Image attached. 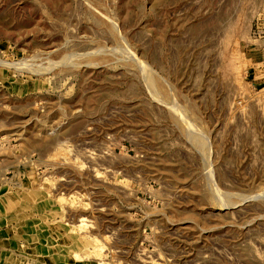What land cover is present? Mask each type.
<instances>
[{"label":"rangeland","instance_id":"obj_1","mask_svg":"<svg viewBox=\"0 0 264 264\" xmlns=\"http://www.w3.org/2000/svg\"><path fill=\"white\" fill-rule=\"evenodd\" d=\"M0 264H264V0H0Z\"/></svg>","mask_w":264,"mask_h":264}]
</instances>
